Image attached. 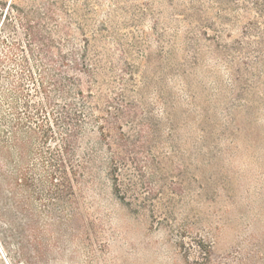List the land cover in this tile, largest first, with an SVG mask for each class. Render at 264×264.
Listing matches in <instances>:
<instances>
[{
  "label": "rangeland",
  "instance_id": "1",
  "mask_svg": "<svg viewBox=\"0 0 264 264\" xmlns=\"http://www.w3.org/2000/svg\"><path fill=\"white\" fill-rule=\"evenodd\" d=\"M0 5V264H264V0Z\"/></svg>",
  "mask_w": 264,
  "mask_h": 264
},
{
  "label": "trees",
  "instance_id": "2",
  "mask_svg": "<svg viewBox=\"0 0 264 264\" xmlns=\"http://www.w3.org/2000/svg\"><path fill=\"white\" fill-rule=\"evenodd\" d=\"M0 9L2 10L3 7L0 5ZM15 20V24H17V27L22 29L24 31V45L22 44H16L12 45V48H14L17 51L22 52V61L24 63V68H28V66H32V61L37 65L40 72H43L42 75H46L47 78L44 79V83H50L52 84L51 81L55 82V78H58L57 74L52 75V70L48 68H41V66H44L48 63L51 62V57H47L45 55V50L46 47L44 45L40 44L39 40V34L35 30L34 22L28 18V16L22 12V11H16V16L13 18ZM12 20V19H11ZM40 64V65H39ZM52 64H48L46 66L51 67ZM54 86V84H52ZM73 86V85H72ZM66 87H70L69 85V79L68 78H63L58 81H56L55 84V92L60 93V95H64L66 93ZM42 91V86L40 87ZM44 90V89H43ZM17 91V90H16ZM15 91V92H16ZM43 93V92H42ZM46 99L49 100V96L46 94ZM70 111L64 109V123L67 122V127L69 129V134L66 135V138H63L64 141V150L62 152L64 156V161L63 164L67 161V159L70 161L74 155L75 152L73 151V143H74V136L71 135V133H76L77 130L80 128L79 123L81 122V112H75L72 113L71 108L72 104L70 106ZM10 120L8 118L4 117L3 115H0V160H3V162L8 164V146L5 141V135L8 133L9 128H10ZM31 134H35V131L31 130ZM7 136V135H6ZM68 157V158H65ZM72 162V161H71ZM0 205L2 212L7 218V210L4 205V201L2 198H0Z\"/></svg>",
  "mask_w": 264,
  "mask_h": 264
}]
</instances>
